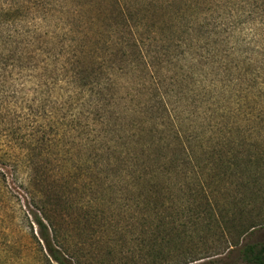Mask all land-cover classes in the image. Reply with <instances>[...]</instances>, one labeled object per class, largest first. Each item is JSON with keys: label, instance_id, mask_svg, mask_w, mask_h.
<instances>
[{"label": "rangeland", "instance_id": "1", "mask_svg": "<svg viewBox=\"0 0 264 264\" xmlns=\"http://www.w3.org/2000/svg\"><path fill=\"white\" fill-rule=\"evenodd\" d=\"M5 1L14 0H0V3ZM94 2L44 0L48 12V18L43 22L47 26L44 32L57 38L54 56L68 52L71 44H75L70 32H82L92 26L84 28V22L93 12L91 6L99 5ZM103 7H106L105 2L101 4ZM105 14L109 20V12ZM108 20L104 22L106 30L110 25ZM114 36L127 39V34L119 28L115 29ZM42 37L46 40L50 36ZM261 37L259 35L253 43L257 48L264 44L258 40ZM262 49V55L254 53V63L264 60ZM48 64L53 66V73L48 76L62 82H57L51 93L44 87H37L36 80L10 81L7 78L5 82L0 81V101L10 102V107H0V264H47L32 236V233L36 236L32 214L46 202L49 209L54 210V215L64 216L60 219L56 215L55 220L61 235L68 240L77 264H179L191 258L212 255L219 246L236 242V232L232 230V224L227 223L233 211L237 215L241 213L245 222H253L255 228L251 241L264 243V103L258 100L255 106L246 103L240 106L243 112H251L249 109L253 108L254 119L247 125L240 123L234 130V138L239 144L251 137L252 145L245 148L239 145L238 166L233 172L221 176L222 170L215 168L218 162L214 157L215 169L209 172L202 169L196 176L188 172L178 177H165L167 175L162 173L158 179L160 195L153 205L144 202L129 205L124 201L128 195L118 201L125 192L124 182L113 181L122 179L119 172L122 169L119 168L123 163L119 161V168L98 167L99 157L95 152L99 144L106 148L99 161L111 165L117 158L126 159L124 144L129 142L130 134H124L123 129L138 121L124 111L131 105L123 96L126 92L111 85L108 70L100 76L102 89L89 91V86L79 89L81 81H74L81 66L72 67L75 79L68 80L72 73L68 71L67 77L60 75L64 74L60 72L62 62L49 61ZM161 83L164 86L161 92L173 89L169 80ZM197 91L186 96L181 93L178 101L170 98L177 120L174 132L181 137H175L171 127L166 126L157 135L164 139L163 148L156 150V156L162 157L174 149L177 162L182 163L179 151L183 141L179 140H184V145L189 146L202 167L210 164L208 148L221 142L226 126L233 119L231 113L239 105L233 103L237 97L231 99L229 91L215 89L212 96L200 93L201 88ZM154 96L149 106L156 112L160 105ZM20 107L28 110L22 112ZM161 112L159 110L154 116H161ZM26 113H30L29 118L22 116ZM17 117L24 120L23 131H17V138L24 140L22 146L32 150L29 151L30 157L38 168L39 185L35 195L28 193L24 165L7 161L6 154L12 153L13 146L9 143L10 149H7L6 140L1 137L9 132L7 128ZM197 134L203 137L193 139ZM11 140L14 143L13 136ZM134 152L141 157L140 150ZM248 158L252 163L246 167L242 162ZM202 174L205 183L209 184L204 190L211 198L208 203L192 200ZM213 174L219 175L211 178ZM55 193L59 197H55ZM229 194L236 197L235 207L224 203V197ZM212 198L219 201L216 203ZM209 205H213L212 210L215 208L212 216L209 215ZM244 242L245 239L240 238L239 244Z\"/></svg>", "mask_w": 264, "mask_h": 264}, {"label": "trees", "instance_id": "2", "mask_svg": "<svg viewBox=\"0 0 264 264\" xmlns=\"http://www.w3.org/2000/svg\"><path fill=\"white\" fill-rule=\"evenodd\" d=\"M96 2L99 5L91 6L93 12L89 13L88 21L84 22V28L92 26L82 32H74L75 34L69 31L75 44H71L68 52L57 56L53 54L57 49L56 35L44 32L47 26L43 22L48 18L44 0L1 2L0 81L5 82L7 78L10 81L36 80L37 87H44L51 93L57 82L62 84L60 80L56 82L50 76L53 66L48 62L53 61L63 63L60 72L64 74H60L61 76L67 77L68 71H71L72 75L68 80L75 79L72 67L81 66L74 80L75 83L81 81V84L78 83L79 89L89 86V91H99L102 89L100 76L104 70L111 72V85L118 88V91H125L123 96L131 103L124 111L130 118H138V121L131 122L132 127L123 129L124 134H130L129 142L124 144L126 159L117 158L111 165L109 162L99 161L106 148L99 144L95 151L96 157H99L96 162L98 167L119 168V161L123 163L122 168H119L122 169L119 171L122 179L120 177L113 180L114 183L122 180L125 184V192L118 201L128 195L124 200L126 204L137 206L144 202L149 206L153 205L160 195L161 185L158 179L162 173L167 175L165 177H178L188 172L196 176L202 169L209 172L217 167L222 170L221 176L224 177L233 172L238 166L239 145L244 148L252 145L251 137L239 144L234 138V130L242 123L247 125L254 119L253 108L249 109L251 112H243L240 106L243 103L255 106L258 100L264 103V99H261L264 96V60L256 63L253 60V55H262L264 48V44L258 48L253 44L259 35L262 37L258 40L264 43V0H161L160 3L153 0H95L94 3ZM103 2L106 7L101 8ZM106 11L110 14L107 30L103 28L104 22L108 20ZM117 28L123 29L127 39L120 40L119 36H114ZM29 29L33 31L30 32ZM45 35L50 37L45 40L42 37ZM107 62L108 65H105ZM165 80H169L173 89L161 92L164 87L161 82ZM199 88L204 95H211L215 89L229 91L231 99L237 97L233 103L239 105L231 113L233 119L226 126L221 142L208 148L210 164L202 167L189 146L184 145V140H179L183 141L179 151L182 163L177 162L174 149L162 157L156 156V150L163 148L164 139L157 135L166 126L171 127L175 137H181L174 132L177 120L170 98L178 101L181 93L186 96L199 92ZM65 92L68 93L67 90ZM153 96L160 105L156 112L161 110V116H154L156 112L149 106ZM0 107H10V102L1 100ZM19 110L26 112L28 109L20 107ZM29 115L30 113H26L22 116L29 118ZM23 126V118L17 117L12 121L11 127L7 128L9 132L1 137L6 140L7 149H10V144L13 146L12 153L6 154L9 159L7 161H12L17 166L24 165L28 193L35 195L34 191L39 185L38 168L30 157L29 151L32 150L22 146L24 140L17 138V131L21 133ZM201 137L203 136L197 134L193 139ZM107 143L108 141L105 145ZM136 149L141 151V157L135 154ZM214 157H217L216 167ZM248 159L242 162L246 167L252 163ZM218 175L213 174L211 178ZM197 182L198 189L193 192L192 200L211 202L204 191L209 184L205 183L203 174ZM166 187L169 188L168 185ZM56 194L58 193H55V197H59ZM224 199L226 206L231 204L235 207L234 195L229 194ZM212 201L217 203L219 200L212 198ZM49 207L48 202L43 203L40 209L36 208L38 212L32 214L36 228V236L33 233L32 236L47 264H77L70 252L69 242L61 235L55 220L56 215L60 219H64V216L58 213L54 215V210L51 211ZM209 207V215L212 216L215 208L212 210L213 205ZM240 214L233 211L227 222L232 224V230L236 232V242L219 246L212 255L191 258L179 264H264V243L251 241L255 226L252 225L253 222H245ZM242 237L245 242L240 245Z\"/></svg>", "mask_w": 264, "mask_h": 264}]
</instances>
